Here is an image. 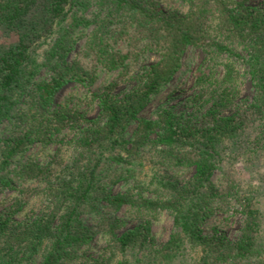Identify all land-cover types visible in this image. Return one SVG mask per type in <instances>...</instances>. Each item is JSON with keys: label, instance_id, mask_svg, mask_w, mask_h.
Wrapping results in <instances>:
<instances>
[{"label": "trees", "instance_id": "obj_1", "mask_svg": "<svg viewBox=\"0 0 264 264\" xmlns=\"http://www.w3.org/2000/svg\"><path fill=\"white\" fill-rule=\"evenodd\" d=\"M89 24L95 27L83 53L68 61L74 36ZM0 29L15 35L11 42H0V122L12 123L0 143V191L48 174L34 161L8 167L33 140L51 142L72 121L78 103L68 107L71 97L52 107L66 83L88 86L97 70L136 80L121 96L94 95L103 122L88 121L71 142L76 174L61 182L51 201L56 211L63 210L55 230L54 213L28 227L0 215V264H33L36 255L40 264H264L258 187L239 181L225 166L234 154L248 150L250 121L264 117V7L255 9L244 0H0ZM189 48L235 58L226 64L227 76L235 63H243L255 90L250 103L230 115L210 109L200 124L179 123L166 110L157 119L141 117ZM150 56L156 59L145 65ZM45 64L53 75L35 80ZM132 122L135 129L127 140ZM190 168L183 184L166 175ZM216 170L221 174L214 181ZM120 181L130 187L112 194L110 187ZM126 205L171 211L175 230L163 246H154L148 222L121 230L116 212ZM221 211L241 215L235 239L203 232L207 218ZM81 215H91L98 229L82 226ZM94 233L107 246L91 257L82 247Z\"/></svg>", "mask_w": 264, "mask_h": 264}, {"label": "rangeland", "instance_id": "obj_2", "mask_svg": "<svg viewBox=\"0 0 264 264\" xmlns=\"http://www.w3.org/2000/svg\"><path fill=\"white\" fill-rule=\"evenodd\" d=\"M244 4L260 9L264 7V0H244ZM94 27L95 24L85 25L78 35L74 36L73 47L66 58L68 61L81 56L85 42ZM13 40H15L14 34L5 33L0 29V42L8 43ZM47 44L49 45L50 41H47ZM238 53L243 57L247 56L242 47L238 48ZM155 59L156 56H150L144 64L148 65ZM231 61L235 62L236 59L225 53L207 55L199 48L187 49L182 56L180 68L172 80L150 97L140 116L157 119L158 115L166 110L171 111L179 123L200 124L206 121V113L210 109H215L218 115H230L238 109H244L252 100L255 90L243 63H235L234 70L227 76L226 64ZM52 75L53 71L45 64L38 68L34 79L49 80ZM135 84L136 80L131 77L97 70L94 81L88 86L70 81L58 90L52 107L63 104L67 97H71L68 107L78 103L72 121L61 133L55 134L51 142L43 144L39 140H33L23 152L15 156L8 167L13 170L22 163L34 161L40 166L47 167L49 172L46 176L28 179L22 187L15 184L14 188H4L0 191V215L8 216L10 221H14L20 227H28L35 220L48 218L54 213L51 225L52 231L55 230L61 222L63 210L56 211L51 201L55 194H58L61 182L76 174L71 169L73 159L71 142L79 135L82 128L89 125L88 121L93 119L99 123L103 122L99 115L98 99L94 98V95L108 92L121 96ZM25 100L26 97H22L20 107L25 104ZM249 124L248 150L234 154V158L225 166L231 168V173L239 181L244 184L250 181L258 187L262 200L261 207L264 210V117L250 121ZM11 129L12 123L8 119L0 122V143L9 135ZM134 129V122L127 126L125 130L127 140L131 139ZM184 171L176 169L166 175L183 184L190 178L193 169L190 168L186 173ZM220 174L216 170L213 180L218 179ZM129 187L130 182L120 181L110 187V191L112 194H122ZM145 197L155 198V195L146 193ZM116 217L122 223L121 230L148 222L153 244L156 247L163 246L175 230L173 214L167 209L155 212L146 209L137 210L126 205L116 212ZM80 219L82 226L93 231L98 229L97 222L91 215H81ZM241 219L238 213L228 216L225 212H216L215 216H209L205 221L203 232L209 234L221 232L235 239L239 234ZM106 246L107 242L104 238L99 233H94L88 244L82 247V252L87 256L96 257L106 250ZM40 262L41 257L36 255L32 263L40 264ZM70 264H80V262L73 260Z\"/></svg>", "mask_w": 264, "mask_h": 264}]
</instances>
